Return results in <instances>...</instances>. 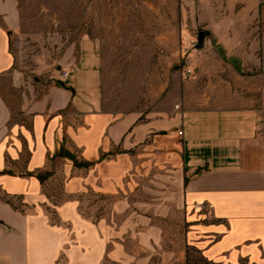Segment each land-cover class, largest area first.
I'll return each mask as SVG.
<instances>
[{
    "label": "crops",
    "instance_id": "obj_1",
    "mask_svg": "<svg viewBox=\"0 0 264 264\" xmlns=\"http://www.w3.org/2000/svg\"><path fill=\"white\" fill-rule=\"evenodd\" d=\"M21 27L19 1L0 0V78ZM59 63L68 75L18 116L0 90V264H264L250 106L202 81L124 109L90 36Z\"/></svg>",
    "mask_w": 264,
    "mask_h": 264
},
{
    "label": "rangeland",
    "instance_id": "obj_2",
    "mask_svg": "<svg viewBox=\"0 0 264 264\" xmlns=\"http://www.w3.org/2000/svg\"><path fill=\"white\" fill-rule=\"evenodd\" d=\"M18 1L15 72L0 78L14 116L59 80L68 41L90 36L102 48L109 100L145 111L181 85L193 98L202 81L216 98L227 88L257 113L260 139L249 155L264 160V0Z\"/></svg>",
    "mask_w": 264,
    "mask_h": 264
},
{
    "label": "built area",
    "instance_id": "obj_3",
    "mask_svg": "<svg viewBox=\"0 0 264 264\" xmlns=\"http://www.w3.org/2000/svg\"><path fill=\"white\" fill-rule=\"evenodd\" d=\"M67 75H68L67 72H66L65 70H62V72L60 73V78H59V80H60V81H63V79H64ZM180 135L183 136V132H182V131L180 132Z\"/></svg>",
    "mask_w": 264,
    "mask_h": 264
}]
</instances>
